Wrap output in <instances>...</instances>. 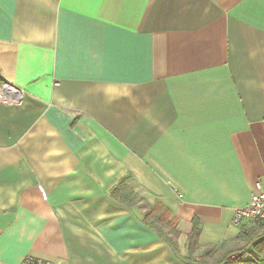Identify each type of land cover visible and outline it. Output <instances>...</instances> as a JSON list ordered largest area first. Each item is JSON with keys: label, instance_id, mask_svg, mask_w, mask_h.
<instances>
[{"label": "crops", "instance_id": "crops-1", "mask_svg": "<svg viewBox=\"0 0 264 264\" xmlns=\"http://www.w3.org/2000/svg\"><path fill=\"white\" fill-rule=\"evenodd\" d=\"M0 81L25 95L0 105V264H200L195 226L200 249L241 246L264 0H0ZM165 212L176 237L144 220Z\"/></svg>", "mask_w": 264, "mask_h": 264}, {"label": "trees", "instance_id": "trees-1", "mask_svg": "<svg viewBox=\"0 0 264 264\" xmlns=\"http://www.w3.org/2000/svg\"><path fill=\"white\" fill-rule=\"evenodd\" d=\"M123 189H117L114 191L113 196L119 195ZM146 214L144 220L146 223L160 222L166 225L169 232L171 231L173 236L176 237L177 233L174 230V220L171 216L165 212L160 217L156 215L149 217ZM149 218V219H148ZM160 236L166 240L172 250L176 252V243L167 238L162 231L155 230ZM200 230L195 226L188 237V245L190 254L199 252L200 264H261V254L264 253V221L261 223H252V226L248 229H242L239 233V241L241 246L231 253H224L219 251L216 246H209L200 249L197 245V238Z\"/></svg>", "mask_w": 264, "mask_h": 264}, {"label": "built area", "instance_id": "built-area-1", "mask_svg": "<svg viewBox=\"0 0 264 264\" xmlns=\"http://www.w3.org/2000/svg\"><path fill=\"white\" fill-rule=\"evenodd\" d=\"M24 91L15 85L0 81V105L11 106L22 103ZM257 193L250 196L247 204L234 210L231 224L239 226L243 222L261 223L264 221V188L261 183L256 184ZM181 198L180 195H178ZM24 264H35L31 259H26Z\"/></svg>", "mask_w": 264, "mask_h": 264}, {"label": "rangeland", "instance_id": "rangeland-1", "mask_svg": "<svg viewBox=\"0 0 264 264\" xmlns=\"http://www.w3.org/2000/svg\"><path fill=\"white\" fill-rule=\"evenodd\" d=\"M170 234L172 235V232L170 231Z\"/></svg>", "mask_w": 264, "mask_h": 264}]
</instances>
